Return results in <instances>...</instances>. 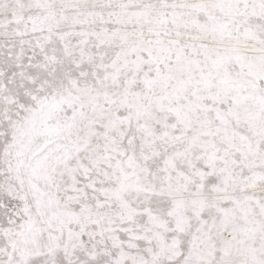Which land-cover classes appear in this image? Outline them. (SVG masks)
Returning a JSON list of instances; mask_svg holds the SVG:
<instances>
[{"label":"snow or ice","instance_id":"6c2138e0","mask_svg":"<svg viewBox=\"0 0 264 264\" xmlns=\"http://www.w3.org/2000/svg\"><path fill=\"white\" fill-rule=\"evenodd\" d=\"M0 264H264V0H0Z\"/></svg>","mask_w":264,"mask_h":264}]
</instances>
